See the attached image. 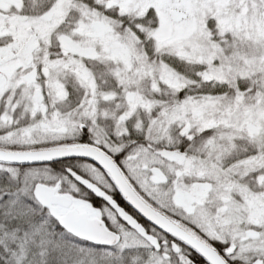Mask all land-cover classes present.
<instances>
[{
    "label": "snow or ice",
    "instance_id": "obj_1",
    "mask_svg": "<svg viewBox=\"0 0 264 264\" xmlns=\"http://www.w3.org/2000/svg\"><path fill=\"white\" fill-rule=\"evenodd\" d=\"M12 7L0 264H264V0Z\"/></svg>",
    "mask_w": 264,
    "mask_h": 264
},
{
    "label": "flooded vegetation",
    "instance_id": "obj_2",
    "mask_svg": "<svg viewBox=\"0 0 264 264\" xmlns=\"http://www.w3.org/2000/svg\"><path fill=\"white\" fill-rule=\"evenodd\" d=\"M15 0H5L6 6L0 11V20L11 19V22L15 23L18 20L17 13L19 12L18 8H13L12 4Z\"/></svg>",
    "mask_w": 264,
    "mask_h": 264
}]
</instances>
